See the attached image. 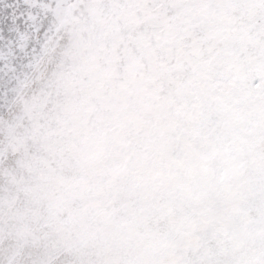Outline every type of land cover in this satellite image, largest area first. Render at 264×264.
I'll list each match as a JSON object with an SVG mask.
<instances>
[{
	"label": "snow or ice",
	"instance_id": "snow-or-ice-1",
	"mask_svg": "<svg viewBox=\"0 0 264 264\" xmlns=\"http://www.w3.org/2000/svg\"><path fill=\"white\" fill-rule=\"evenodd\" d=\"M0 264H264V0H0Z\"/></svg>",
	"mask_w": 264,
	"mask_h": 264
}]
</instances>
